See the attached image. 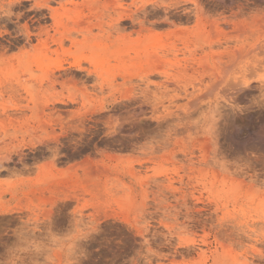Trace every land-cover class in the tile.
<instances>
[{"label":"rangeland","instance_id":"rangeland-1","mask_svg":"<svg viewBox=\"0 0 264 264\" xmlns=\"http://www.w3.org/2000/svg\"><path fill=\"white\" fill-rule=\"evenodd\" d=\"M157 1L0 0V264H264L263 97L239 143L207 102L175 126L203 55L183 33L264 31V0H197L202 25Z\"/></svg>","mask_w":264,"mask_h":264},{"label":"bare ground","instance_id":"bare-ground-1","mask_svg":"<svg viewBox=\"0 0 264 264\" xmlns=\"http://www.w3.org/2000/svg\"><path fill=\"white\" fill-rule=\"evenodd\" d=\"M187 2H191L193 3V8H183L182 10H186L185 12H187V14L185 13L186 16L191 17L192 15L195 16L197 24L202 25L201 23H203L204 21V16L198 14L200 10H202V6L199 4V2L197 0H184ZM44 2V1H43ZM154 3V7L155 9H160L162 8V2H159L157 0H142V3L140 4V6L138 7V11L139 10H146V4L147 3ZM49 3V0H48ZM47 3V4H48ZM182 1L180 0H175L174 3H172L174 5V7L181 5ZM123 4V3H122ZM41 5V4H40ZM44 5V4H43ZM183 5V4H182ZM47 6V5H46ZM45 6V7H46ZM50 6V5H49ZM118 8V7H117ZM115 10V20L116 21H121V22H127L129 21V23H131V25L134 27H138V29L136 31H138V35H142V31H145L144 28V20L138 18V12L136 14V16H134L131 12H127V9L124 8H118ZM39 9V8H38ZM46 9V8H45ZM164 9V7H163ZM167 10V9H166ZM143 12V11H142ZM141 12V13H142ZM145 12V11H144ZM143 12V15H148L146 13ZM181 12V11H180ZM153 15L156 13V11L152 12ZM184 14V13H183ZM57 15V14H56ZM184 15V16H185ZM52 16H54V13L52 12ZM183 17V16H182ZM186 18V17H185ZM55 19V18H54ZM59 19V18H57ZM168 19V18H167ZM190 20V18H188ZM182 20V18H181ZM206 20V19H205ZM180 21V19H179ZM183 21V20H182ZM181 22V21H180ZM184 22H186V20L184 19ZM189 22V21H188ZM118 23V22H117ZM115 23V24H117ZM54 24V23H53ZM120 24V23H119ZM26 27V26H25ZM44 27V26H43ZM47 27V26H46ZM122 27V26H121ZM27 28V27H26ZM127 28V27H126ZM130 28V27H128ZM135 28V27H134ZM48 29V28H47ZM123 29V28H121ZM119 29V31L121 30ZM5 30V29H4ZM7 30V29H6ZM29 31V30H27ZM123 31V30H122ZM184 32V31H183ZM159 34V33H158ZM156 34L155 36H145L144 37V41L145 40H153V39H158L159 35ZM181 34V33H180ZM184 37L188 38V37H195L197 40H200L201 43L203 44L202 46V53L203 55L198 58L197 60H195V64L196 67L192 68L193 72L195 71L198 76V79H194L195 80V85L192 84V91L189 90V92L185 89L183 90L184 94H185V98L187 100L186 102V107H188V110L186 111L185 117H183L182 113H180V115H182V119L181 120V116H179V112L178 115L176 114L175 117L180 118L175 120L177 123H175V126H177V128H179V130L183 129V132L186 130L188 131V136L190 135V131H192V125L190 122V115L192 116V114L190 112L193 113L192 110L197 109L198 107L201 106V104L203 102H207L208 107H214V108H223L224 112H225V119H226V125L229 128V132H228V138L231 140V142H235V143H239L238 141V132L241 130V128L246 124L247 119L250 117V111L252 109L251 105L248 104L251 101V98H249L250 93L252 91L258 90L259 91V97H263L261 98L262 101H264V79H262V77H255V73L257 72V70H259L260 68H262L264 66V31H237V33H234L232 35H229L227 33H217V34H212V32H206V31H191V32H186L183 33ZM182 34V35H183ZM29 35V34H28ZM48 35V33H47ZM141 37V36H140ZM30 38V37H29ZM64 38V37H63ZM42 39V38H41ZM85 39V38H84ZM128 39V37H127ZM224 39V46H218L221 43H223V41L221 42V40ZM93 40V39H92ZM125 40V37H124ZM234 41V44L230 45L227 42L228 41ZM116 41V40H115ZM119 41V40H118ZM128 41V40H127ZM140 41V40H139ZM57 42V41H56ZM84 42V41H82ZM81 42V43H82ZM87 42V40L85 41ZM80 43V42H79ZM138 43V42H137ZM159 42L157 41V44ZM194 43V42H193ZM62 44V43H61ZM214 44H216L215 46H218L217 48H214L215 46H213ZM102 46V45H101ZM135 47H133L134 49ZM92 49V48H91ZM94 49V48H93ZM97 49V48H95ZM169 49V48H168ZM101 50V49H100ZM173 50V49H172ZM199 50V49H198ZM92 51V50H91ZM107 51V50H106ZM175 51V50H174ZM57 52V51H56ZM67 52V51H66ZM65 52V53H66ZM101 52V51H100ZM85 53V52H84ZM91 53V52H90ZM92 53H94L92 51ZM95 53L97 54V57H92V58H87L90 56H87L86 58L83 57L82 59H84V61H87L88 59L90 61H100V58L98 57V52L95 51ZM102 53V52H101ZM100 53V54H101ZM83 54V53H82ZM133 54V53H132ZM87 55V53L85 54ZM89 55V54H88ZM91 55V54H90ZM109 57V56H108ZM76 58V57H75ZM105 58V57H104ZM77 61L78 57L76 58ZM108 60V59H107ZM112 60V59H111ZM142 60V59H141ZM116 61V60H115ZM74 62V61H73ZM117 62V61H116ZM92 63V62H91ZM90 63V64H91ZM94 63V62H93ZM98 63V62H97ZM62 64V63H61ZM78 64V63H77ZM96 64V62L94 63V65ZM98 65V64H97ZM141 65V64H140ZM79 66V65H78ZM62 67V66H61ZM193 67V64H192ZM99 68H100V64H99ZM187 68H185L186 70ZM147 70V69H146ZM166 70V69H165ZM74 71V70H73ZM83 71V70H82ZM85 71V70H84ZM86 72V71H85ZM90 74V73H89ZM92 74V73H91ZM164 74V73H163ZM166 74V73H165ZM88 75V74H87ZM147 76V75H146ZM75 78V77H74ZM72 78V79H74ZM207 78V79H206ZM71 80V79H70ZM76 81V80H75ZM257 83V84H255ZM191 91V92H190ZM253 93V92H252ZM183 94V93H181ZM54 97V96H53ZM128 97V96H125ZM214 97V98H213ZM50 99V98H48ZM70 100H73V98H70ZM261 101V100H260ZM261 101V102H262ZM53 102V101H52ZM260 102V103H261ZM144 103V102H143ZM143 103H141L142 105H139V112L138 113H131L129 112L130 116L132 114L133 117H140V115H143L145 112V108L147 107H143ZM256 103V102H255ZM259 103V101H258ZM264 104V103H261ZM145 105V104H144ZM182 105V104H180ZM179 105V106H180ZM259 105V104H258ZM260 106V105H259ZM212 107V108H213ZM185 108V107H183ZM182 108V109H183ZM101 109V107H100ZM187 109V108H185ZM190 110V111H189ZM215 110V109H214ZM154 111V110H153ZM216 111V110H215ZM257 111V110H256ZM181 112V111H180ZM252 113V112H251ZM218 114V113H217ZM224 115V116H225ZM221 116H223L221 114ZM135 118V119H136ZM134 119V120H135ZM139 119V118H138ZM155 119V118H154ZM264 119V118H263ZM133 120V119H130ZM137 120V119H136ZM192 120V119H191ZM252 120V119H251ZM83 121V120H82ZM141 121V120H140ZM139 121V122H140ZM158 121V120H156ZM161 121V120H160ZM159 121V122H160ZM174 121V119H173ZM138 122V121H137ZM157 122V125L158 123ZM224 122V121H223ZM133 123V122H132ZM161 123V122H160ZM159 123V125H160ZM167 123V122H166ZM166 123H163L164 125ZM250 123V121H249ZM131 124V122H130ZM136 124V123H134ZM196 124V123H195ZM132 125V124H131ZM138 125V124H137ZM169 125V124H168ZM168 125H166V127H168ZM171 125V124H170ZM133 127L135 125H132ZM173 126V125H172ZM183 126V127H182ZM196 126V125H195ZM72 127V126H71ZM70 127V128H71ZM162 127V126H161ZM174 127V126H173ZM159 128V127H158ZM176 128V131H178V129ZM149 129V128H148ZM165 129V126H164ZM175 129V128H174ZM185 129V130H184ZM226 129V128H225ZM173 130V129H171ZM164 131V130H163ZM175 131V132H176ZM162 132V131H161ZM174 132V133H175ZM226 132V131H225ZM262 133V132H260ZM185 134V133H184ZM248 135V134H247ZM258 136V135H256ZM255 136V138H256ZM259 136H261V134H259ZM164 137V136H163ZM264 137V136H263ZM56 138V137H55ZM57 139V138H56ZM169 139V138H168ZM195 140V139H194ZM243 140V139H242ZM262 141V140H261ZM165 142V140H164ZM228 142V141H227ZM263 142V141H262ZM162 144V143H161ZM243 145V144H242ZM247 145V144H246ZM249 145V144H248ZM17 147V146H16ZM19 147V145H18ZM193 147V146H192ZM247 147V146H246ZM258 147L256 146V149ZM260 148V147H259ZM262 149V148H261ZM189 151L186 154H189L190 156L187 157V168L191 169V172L193 171V167L194 166V161H192V154L194 149H188ZM252 150H254L252 148ZM258 150V149H257ZM260 150V149H259ZM233 151V150H232ZM240 152V151H239ZM236 153V152H235ZM256 153V152H255ZM258 153V152H257ZM255 155V154H254ZM253 155V156H254ZM256 157V156H255ZM215 159V158H214ZM257 159V158H256ZM262 160V159H261ZM260 161V160H258ZM87 162V159L84 160V163ZM196 162V161H195ZM214 162V161H213ZM249 162V161H248ZM254 162V161H253ZM89 163V162H88ZM145 163V162H144ZM215 163V162H214ZM213 163V165H214ZM225 163V162H224ZM223 163V164H224ZM252 163V161H251ZM262 163V162H261ZM201 164H207V161L204 159L203 162ZM200 164V166H201ZM212 164V163H211ZM219 164V162L217 163ZM215 164V165H217ZM253 164V163H252ZM87 165V163H86ZM89 165V164H88ZM87 165V166H88ZM240 165V164H239ZM250 165V164H249ZM198 167V170H200L202 167ZM227 166V165H226ZM230 166V165H229ZM246 166V165H244ZM252 166V165H250ZM186 167V166H185ZM219 167V165H218ZM235 167V166H234ZM264 167V166H263ZM262 167V168H263ZM91 168V167H90ZM197 167H195L196 169ZM228 168V167H227ZM231 168V167H230ZM237 168V166H236ZM250 168V167H249ZM256 168V167H255ZM261 168V169H262ZM245 169V168H244ZM247 169V168H246ZM205 170V169H204ZM238 170V169H237ZM201 171V170H200ZM185 173V172H184ZM188 173V172H187ZM190 176V175H189ZM187 177V176H186ZM140 178V177H138ZM154 179V178H153ZM160 178H158L159 180ZM156 182V181H155ZM180 184V183H179ZM150 186V185H148ZM250 186V184H249ZM160 192V191H159ZM183 198V197H182ZM160 199V198H159ZM181 199V198H180ZM178 200V199H177ZM185 205V204H184ZM182 206V204H181ZM188 206V205H187ZM191 206V205H190ZM195 206V205H194ZM155 207V206H154ZM156 213V212H155ZM186 213V212H185ZM189 213V212H188ZM158 214V213H157ZM162 214V213H161ZM160 214V216H161ZM208 215V214H207ZM149 216V215H148ZM159 216V215H158ZM187 216V215H186ZM157 218V217H156ZM163 218V217H162ZM202 220V219H201ZM204 221V220H202ZM200 222V221H199ZM146 229V228H144ZM143 229V230H144ZM148 229V228H147ZM170 230V229H169ZM141 232V230H140ZM147 232V230L145 231ZM157 233V232H155ZM140 235V234H139ZM144 236V235H143Z\"/></svg>","mask_w":264,"mask_h":264},{"label":"snow or ice","instance_id":"snow-or-ice-1","mask_svg":"<svg viewBox=\"0 0 264 264\" xmlns=\"http://www.w3.org/2000/svg\"><path fill=\"white\" fill-rule=\"evenodd\" d=\"M264 79V77H262ZM128 234L124 232L123 228H121V235L117 237V239H121L123 237H126ZM117 264H119V261H117Z\"/></svg>","mask_w":264,"mask_h":264}]
</instances>
